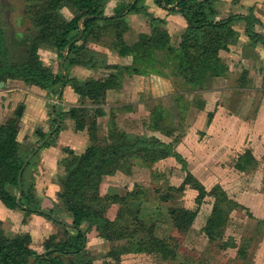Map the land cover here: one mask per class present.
<instances>
[{"label": "rangeland", "instance_id": "rangeland-1", "mask_svg": "<svg viewBox=\"0 0 264 264\" xmlns=\"http://www.w3.org/2000/svg\"><path fill=\"white\" fill-rule=\"evenodd\" d=\"M132 2L105 0L104 14L118 17V10ZM201 3L208 5L205 11L211 23L239 20L221 30L205 27L201 39L190 37L183 43L189 27L177 6L172 11L155 0H141L138 13L123 12L114 26L100 21L90 34L82 33L74 42L78 53L66 57L62 70L56 45L63 28L79 15L72 3L0 0V83H5L0 88V126L9 120L16 122L18 157L24 162L43 142V136L50 135L22 178L26 194L22 203L41 213L10 210L0 200V236L25 239L36 254L24 264H36L37 257L48 255L47 244L53 248L78 235L69 226L73 218L61 198L63 181L67 163L83 155L96 140L100 149L118 143L125 153L124 144L152 141L158 146L150 156L148 147L129 148L133 156H139L137 160L119 161L110 168L111 175L101 177L94 188L80 194L84 207L110 222L105 229L111 228L116 240H105L95 223L86 234L80 257H51L62 264H264V47L261 43L254 46L246 35L249 20L253 31L264 38V0H197L188 7L192 15L199 13ZM83 26L81 21L80 28ZM158 41L173 47L174 53L167 62L159 55L157 66L150 56L139 62L132 55L118 54L125 45L139 42L143 48ZM73 59L81 65L72 64ZM125 65L140 67L142 74L137 76L165 75L172 81V92L152 98L147 82L128 81L132 74L126 72L117 79V91L106 94L101 105L76 94L73 82L82 88L88 79L106 82L116 75L112 66ZM90 73L100 79L82 77ZM64 75L68 78L64 85L48 87L41 82L43 76L59 81ZM20 106L24 110L18 115ZM52 108L62 120L58 132L54 131L57 124ZM73 108L86 109L81 114L87 126L83 132L76 130L69 116ZM97 108L106 116L97 118L94 128ZM161 144L170 145L206 188L209 195L201 206L196 203L195 189L184 185L183 162L173 155L166 158ZM248 150L256 164L241 170L239 157ZM122 155L126 154L122 151ZM181 187L184 189L178 191ZM8 188L17 194L15 188ZM215 188L224 194L217 200L212 195ZM29 195L33 203H28ZM225 197L237 206L210 240L204 230L216 201L217 210L224 213L230 208ZM173 209L195 213L193 224L178 225L170 214ZM87 229L85 225L83 230Z\"/></svg>", "mask_w": 264, "mask_h": 264}, {"label": "trees", "instance_id": "trees-1", "mask_svg": "<svg viewBox=\"0 0 264 264\" xmlns=\"http://www.w3.org/2000/svg\"><path fill=\"white\" fill-rule=\"evenodd\" d=\"M68 1L72 3L75 9L79 12V15L74 17V19H72L63 28V32L56 45L59 55L62 59L65 57L66 51V57L68 58L70 57V55L78 53L77 43L74 42L82 33H84L85 35L90 34L92 32V29H94V27L100 21H105L109 23V25L112 24L114 26L121 18L123 12L138 13L140 11L138 6L141 0H133L130 6H128L126 9H119L122 10L121 12L118 10L116 14L118 15V17L111 18L106 17L104 14L103 7L105 0L101 2V5H99L98 3L100 0ZM195 1L197 0H155V2L164 9L174 11V5L177 6V9L180 10L179 13L187 20L189 28L187 34L183 37V43H185L186 40L190 37H193L196 40L201 39V31L205 27L221 30L223 28L228 27L235 21L239 20V18H228L227 20L220 21L218 23L209 22L208 16L205 11V8L208 7L206 3H201L199 5V13L197 15H192L189 10V6L191 2ZM45 19V22H47L49 19L48 14L46 15ZM81 21H83V29L80 28ZM246 35L249 37L250 41L254 46L261 43L264 47V38L253 31L252 23L249 20L247 21ZM183 46L184 44L181 46L182 49ZM125 47L126 48L118 52L119 56L128 57L132 55L134 57H137L140 60L139 62L144 61L150 56L149 59H152V64L154 66H157L159 63V55L162 54L163 61L167 62V58L170 56V53H174L173 47L169 45H160L159 41L154 43L148 42L143 46V48L140 47L139 42L133 46L125 45ZM134 49L142 50H139L140 52H136ZM0 53H2L1 47ZM70 61L74 65H81V63L75 59ZM110 69L116 70V75L112 74V77H110V79L106 82L88 79L87 81H85V85L83 88L76 82H73V87L75 89L76 94L84 98L88 97L89 100L94 102V105H101L102 99L106 96L108 91L117 90L119 88L120 84H117L118 77L124 75L126 72H129L132 75L142 74L140 67H134L133 69H130L129 66H112ZM154 69L157 70L156 68ZM144 71L147 72V70ZM41 82L46 84L48 87L55 86L57 83H61L62 85H64L68 82V78L64 75L59 81H53L50 76H43ZM95 111L96 118L94 119L91 127H94L97 124V118H103L106 116V113L103 111V109L97 108L95 109ZM85 112L86 109L80 108H73L69 112L70 118L75 121L76 130L79 132H83L87 127L86 123L82 121V119L84 120V117H81V114ZM54 123L58 124L56 119H54ZM59 130H57V132ZM18 134V127L14 120H9L7 123L0 126V200L5 205V207L10 210L20 208L25 212L39 214L41 212L38 209H34L29 206V204L25 205L22 203V201L20 202V204L18 203V199L20 197L18 176L24 164V161L20 160V158L18 157ZM46 136L47 135L43 136V139H45ZM121 138L125 139L126 136L123 134ZM96 142L90 148H88V150L83 155H81L80 157H75L69 163H67V176L63 181L64 192L61 198L66 204L67 210L72 215V224L75 227L74 229L78 231V235L76 237H70L68 241L63 242L60 245L53 246V248L52 246L47 244L49 254L37 257L35 259L36 264H62L60 259L51 257L54 254L68 256L76 255L77 257H80L81 251L83 250L86 244V235L83 234V227L85 225H88L87 231H84L85 234H88L92 229V225L96 223L98 224L97 229L101 231L100 235L105 240L111 242L115 241L116 238L112 235L111 228H107V230L105 229V226L108 224L109 221L99 218L98 215L94 214L91 209L84 207L80 201V194L88 188H94L95 181H98L101 177L111 175L113 172L110 170V168L116 166L119 161H122L123 159L125 161L127 158H129V160H137L139 156H133V153L129 151V148H132L137 145L148 147V152L150 156L156 153V148L158 146L157 143H154L152 141H140L133 146H128L127 144H124V147L126 149L125 153V150H122L120 148V144L118 145V143L117 145L115 144L112 147L100 149L98 148V144ZM161 146L164 148L162 152H166V158L173 155L178 161H182L180 155L173 154L170 145L161 144ZM122 151L126 155H122ZM155 158H159V156H155ZM239 163V168L241 170H245L248 169L250 166H255L256 158L253 156L252 152L248 150L245 151L244 154L239 157ZM183 164L184 170L186 172L184 185H191L195 189V191L198 193L196 203L201 206L204 203L205 198L209 195V193L206 191V188L195 178V176L190 171H188L186 166L187 164L184 162ZM8 186H12L13 188H15L17 194L14 195L9 190ZM183 189L184 188L181 187L177 190L181 191ZM22 192V198H25L26 194L23 188ZM212 195L216 197V200L218 197L224 196L223 193L219 194L218 188H215L212 191ZM27 199L28 203H33L31 202L33 200L32 196L29 195ZM224 202L229 203V205H231L228 211L223 213L222 211L217 210L218 203L216 201V208L214 209V213L208 220L207 226L204 230L206 236L210 240H213L215 238V231L217 229L222 228L230 220V212L231 210H233V207L235 208L237 206L235 202L229 200L227 197L224 198ZM22 207H24V209ZM170 214L175 219L176 223L182 227H189L190 225H192L196 216L193 212L176 209L171 210ZM49 219L52 220L51 217H49ZM33 256H36V254L33 250L30 249V244H28L27 240L22 238L9 240L5 237L0 236V264H24L26 258Z\"/></svg>", "mask_w": 264, "mask_h": 264}, {"label": "crops", "instance_id": "crops-1", "mask_svg": "<svg viewBox=\"0 0 264 264\" xmlns=\"http://www.w3.org/2000/svg\"><path fill=\"white\" fill-rule=\"evenodd\" d=\"M142 1L143 2L145 1L148 3L150 2V0H142ZM152 1H154V0H152ZM154 5H155V3H154ZM151 9L153 10L154 8L151 7ZM149 14L152 15V13H149ZM140 15H143V14L140 13ZM127 65H125V66H127ZM91 73L90 74H83L82 77H86V79H88V78H95V79L99 78L100 79V76L98 74H96V73L91 74ZM127 79H128V81H134V82L139 81L141 83H143V81L144 82L146 81L147 82L146 89L148 91H150L152 98L163 97V94H165V93L168 94V93L172 92V81L168 77H166L165 75L149 74V76L146 75L145 77H143V76H137V74H133L131 76H128ZM115 91H117V90H110L107 92V95L109 96V95L113 94ZM140 91H142V90H140ZM118 92H120V91H118Z\"/></svg>", "mask_w": 264, "mask_h": 264}, {"label": "water", "instance_id": "water-1", "mask_svg": "<svg viewBox=\"0 0 264 264\" xmlns=\"http://www.w3.org/2000/svg\"><path fill=\"white\" fill-rule=\"evenodd\" d=\"M82 36V35H81ZM81 36H79L76 40H80L81 39ZM65 60H66V55L65 57L62 59L61 61V69L64 70V63H65ZM5 86V83L4 82H1L0 83V88L4 87ZM62 93H63V89H61L60 93H59V98H61L62 96ZM24 110V107L23 106H20L19 109H18V112L17 114L18 115H21L22 112ZM51 113L52 115L54 116V118L57 120L58 124H57V127L54 131H56L57 129H59V127L61 126V123H62V120L60 119L59 116L56 115L55 113V110L54 108L51 109ZM50 138V135H48L44 140L43 142L39 145V147L26 159V161L24 162L23 164V167L22 169L20 170V173H19V176H18V183H19V187H20V197L18 199V203L20 204L21 202V199H22V195H23V192H22V178H23V174H24V171L26 169V167L28 166L29 162L31 161V159L37 154V152L44 146V144L47 143L48 139ZM24 209V207H22ZM44 213L46 216L48 217H51L54 221L56 222H62L61 220H59L57 217L53 216L52 214L50 213H47V212H42ZM63 223V222H62ZM64 224V223H63ZM68 225V224H66ZM71 227H74L73 225H69ZM75 228V227H74ZM83 234L86 235L83 231Z\"/></svg>", "mask_w": 264, "mask_h": 264}]
</instances>
